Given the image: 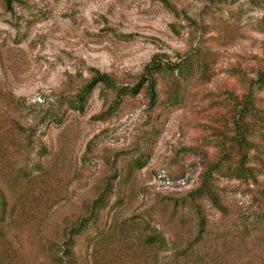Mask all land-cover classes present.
<instances>
[{"label":"rangeland","instance_id":"rangeland-1","mask_svg":"<svg viewBox=\"0 0 264 264\" xmlns=\"http://www.w3.org/2000/svg\"><path fill=\"white\" fill-rule=\"evenodd\" d=\"M261 79L264 0H0V264H264Z\"/></svg>","mask_w":264,"mask_h":264},{"label":"trees","instance_id":"trees-1","mask_svg":"<svg viewBox=\"0 0 264 264\" xmlns=\"http://www.w3.org/2000/svg\"><path fill=\"white\" fill-rule=\"evenodd\" d=\"M160 68L158 62L155 59H152L147 65H146V69L151 71V72H156L158 71V69ZM96 81H101L102 83H104L106 86H110V81L109 79L102 75L101 77H98L97 79L91 81L90 83H88L82 90H80L78 93H76L72 99L69 101V105L75 109V110H82L83 108V104L85 102L86 96L89 93L90 89L92 88L94 82ZM261 81L264 83V80L261 79ZM156 236H149L148 240L150 242H153L155 240Z\"/></svg>","mask_w":264,"mask_h":264}]
</instances>
